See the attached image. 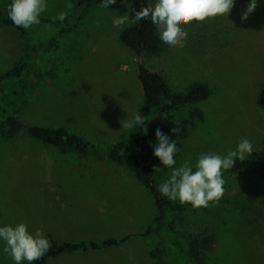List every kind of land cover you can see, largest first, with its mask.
Listing matches in <instances>:
<instances>
[{
  "label": "rangeland",
  "instance_id": "rangeland-1",
  "mask_svg": "<svg viewBox=\"0 0 264 264\" xmlns=\"http://www.w3.org/2000/svg\"><path fill=\"white\" fill-rule=\"evenodd\" d=\"M130 2L117 0L109 9L94 6L79 26L62 31L65 23L58 15L71 14L70 0H47L40 24L27 30L29 42L0 24V74L22 57L31 71L22 101L12 100L0 87L5 114L27 125L67 128L94 143L102 157L88 163L73 150L62 153L23 133L16 142L0 139V225L23 222L30 231L40 229L60 242L125 238L101 250L64 253L46 264H155V237L145 233L157 217L155 198L135 178L125 152L132 147L135 128L122 127L144 101L140 61L162 73L175 92L198 81L211 89L205 101L176 112L182 132L175 167L185 162L194 166L202 153L226 155L241 138L253 144L245 158L264 159L259 96L264 86V0H258L247 19L242 14L250 0H235L227 16L184 26V47L162 44L161 53L141 56L120 40L128 24L113 26L116 16L129 14ZM7 3L11 0H0L5 15ZM28 43L40 46L33 59L27 56ZM170 175L167 168L156 171L158 186ZM223 178L225 201L210 213L188 212L176 226L178 234L210 251L211 259L200 246L189 262L264 264V180L242 172ZM178 207L179 201H171L175 214ZM3 246L0 242V264H13Z\"/></svg>",
  "mask_w": 264,
  "mask_h": 264
},
{
  "label": "trees",
  "instance_id": "trees-1",
  "mask_svg": "<svg viewBox=\"0 0 264 264\" xmlns=\"http://www.w3.org/2000/svg\"><path fill=\"white\" fill-rule=\"evenodd\" d=\"M150 3H154V1L131 0L128 14L129 23L119 34L122 43L137 56H141L144 53L159 54L163 51V45L159 39L156 25L152 24L150 20H142L139 23L132 22L135 12ZM7 4L9 6V3ZM70 4L72 6L71 14L62 22L65 23L62 31L73 30L79 26L86 13L94 6L100 5L101 0H70ZM69 19H72L71 23H69ZM0 24L14 28L26 39V42H29L28 31L16 27L7 14L0 12ZM53 40L49 41V44H53ZM39 47L28 43V48L31 50L27 55L30 57L29 59L35 57ZM28 65L29 60L22 57L11 68L0 74V87L5 88L8 97L14 101L16 100V102L23 100V89L28 91L30 88L27 75L31 71L28 70ZM138 78L143 89L144 101L137 113L143 115L146 122L144 128L135 127L131 136L132 147L125 150V152L131 163L135 178L142 186L150 190L155 198L157 217H155L154 223L145 232L155 237V245L151 252L154 262L155 264H190L189 257L197 256V250L200 246L203 249L202 255L210 258V251L206 247H203L201 243L197 246L190 242L187 237L178 234L176 226L179 220H182L188 212L197 214L200 211H206L210 213L211 207H218L220 203L225 201V194H223L218 203H211L207 208H193L190 204H181L179 202L177 214H175L171 209V201L163 197L158 191L159 186L155 178L156 171H154V167L160 166V161L153 155V148L157 143L155 133L160 130L167 134L170 139L176 140L179 152L175 158H178L181 152V133L177 136L172 132L174 128L181 129V125L175 118L176 112L190 104L205 101L209 97L211 89L208 84L198 81L185 92H175L171 89L162 73L150 70L143 61L138 64ZM259 96L261 104H264V86L260 88ZM0 114L2 116L0 120L1 140L16 142L23 133L32 140L47 144L62 153L73 150L77 152L80 159L88 163H94L102 159L95 150L96 146L94 143L80 134L71 132L67 128L27 125L15 115H6L1 104ZM92 152L97 158H94V155H90ZM241 172L264 180V159L245 158L243 161L237 160L233 168L224 170L223 175H233ZM163 229L165 234L161 232ZM215 235L217 236V234ZM47 237L51 241L52 246L49 252L40 260L35 261L34 264H46L50 258L64 253L105 249L118 245L125 240V238H112L102 242L93 240L60 242L51 234H48ZM215 255L218 258L217 253ZM168 258H171L172 262H169ZM215 261L217 262V259Z\"/></svg>",
  "mask_w": 264,
  "mask_h": 264
},
{
  "label": "clouds",
  "instance_id": "clouds-1",
  "mask_svg": "<svg viewBox=\"0 0 264 264\" xmlns=\"http://www.w3.org/2000/svg\"><path fill=\"white\" fill-rule=\"evenodd\" d=\"M117 0H101V6L109 9ZM258 0H250L242 19H247L257 7ZM235 0H154L148 6L135 12L133 23L150 20L157 26L159 39L169 49L182 48L188 38L184 26L192 22H204L209 18L227 16L234 7ZM47 0H11L7 8L8 18L12 23L24 30L41 22L42 14L47 10ZM65 14L61 12L58 19L63 22ZM129 22L127 13L116 16L113 26L122 28ZM145 118L137 113L122 127L128 130L140 126L144 128ZM172 132L180 135L181 129L174 128ZM157 141L153 148V155L160 161L161 166L154 167V171L162 168L171 170L167 180L159 185L158 191L170 201L190 204L193 208H207L211 203H218L224 194V170L234 167L237 160L243 161L254 151L252 142L241 138L237 147L226 155L218 153H202L195 165L185 162L175 167L176 155L179 152L176 140L169 138L164 132L157 130ZM0 242H3V252L9 255L13 264H34L43 258L51 248V241L37 229L29 230L26 223L15 225H0Z\"/></svg>",
  "mask_w": 264,
  "mask_h": 264
}]
</instances>
